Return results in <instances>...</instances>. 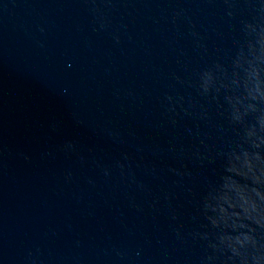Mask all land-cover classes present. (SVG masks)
I'll return each mask as SVG.
<instances>
[{
	"label": "water",
	"instance_id": "1",
	"mask_svg": "<svg viewBox=\"0 0 264 264\" xmlns=\"http://www.w3.org/2000/svg\"><path fill=\"white\" fill-rule=\"evenodd\" d=\"M262 40L264 0H0V264H255L204 205L264 191L226 171L264 159Z\"/></svg>",
	"mask_w": 264,
	"mask_h": 264
},
{
	"label": "clouds",
	"instance_id": "2",
	"mask_svg": "<svg viewBox=\"0 0 264 264\" xmlns=\"http://www.w3.org/2000/svg\"><path fill=\"white\" fill-rule=\"evenodd\" d=\"M264 43V40H262ZM264 50V48H262ZM251 76H256V86L254 90H249V95L254 99L264 97V90H262V82L259 80V70L253 68L250 72ZM211 73H205L203 77V90L205 92L209 89L211 81ZM249 108H255V105H249ZM247 109H245V112ZM242 113L236 110L233 113V120L239 121L242 118ZM258 123L262 130H264V113L258 117ZM247 138L256 137L255 125L249 127L246 131ZM252 144L256 148H260L264 144V136H259L253 139ZM257 162L260 163L259 171L256 170ZM226 171L229 173L242 174L246 177H251L255 184L264 185V159L261 154L256 152L250 154L247 150L243 154H233L229 157L226 165ZM223 183L215 190V193H210L204 205L205 209L212 213L208 218L214 226H221L224 229H231L232 232L225 231L219 236L220 244L226 245L234 255L243 256L242 248H247L249 245L253 247H264L258 245V241L253 233L256 231L250 224L245 221H251L261 228H264V191L260 188H250L247 191L242 190L231 175L225 174ZM248 229L247 231H242ZM217 247V245H213ZM255 264H261L264 261V254L253 257ZM247 264V261H244Z\"/></svg>",
	"mask_w": 264,
	"mask_h": 264
}]
</instances>
